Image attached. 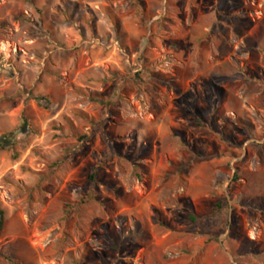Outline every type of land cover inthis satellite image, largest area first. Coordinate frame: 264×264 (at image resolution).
Here are the masks:
<instances>
[{
  "label": "rangeland",
  "instance_id": "obj_1",
  "mask_svg": "<svg viewBox=\"0 0 264 264\" xmlns=\"http://www.w3.org/2000/svg\"><path fill=\"white\" fill-rule=\"evenodd\" d=\"M0 264H264V0H0Z\"/></svg>",
  "mask_w": 264,
  "mask_h": 264
},
{
  "label": "trees",
  "instance_id": "obj_2",
  "mask_svg": "<svg viewBox=\"0 0 264 264\" xmlns=\"http://www.w3.org/2000/svg\"><path fill=\"white\" fill-rule=\"evenodd\" d=\"M9 139H10V136L6 137L3 142H0V149L5 148V144H3V143L6 141H9ZM4 226H5V212L0 209V236L2 235V232L4 230Z\"/></svg>",
  "mask_w": 264,
  "mask_h": 264
}]
</instances>
